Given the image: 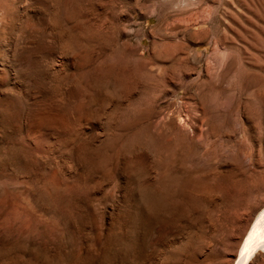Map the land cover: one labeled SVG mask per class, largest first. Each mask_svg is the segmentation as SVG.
<instances>
[{
    "label": "rangeland",
    "instance_id": "rangeland-1",
    "mask_svg": "<svg viewBox=\"0 0 264 264\" xmlns=\"http://www.w3.org/2000/svg\"><path fill=\"white\" fill-rule=\"evenodd\" d=\"M263 208L264 0H0V264H236Z\"/></svg>",
    "mask_w": 264,
    "mask_h": 264
},
{
    "label": "bare ground",
    "instance_id": "bare-ground-1",
    "mask_svg": "<svg viewBox=\"0 0 264 264\" xmlns=\"http://www.w3.org/2000/svg\"><path fill=\"white\" fill-rule=\"evenodd\" d=\"M260 251H264V208L248 232L238 254V259L236 258V264H249Z\"/></svg>",
    "mask_w": 264,
    "mask_h": 264
}]
</instances>
